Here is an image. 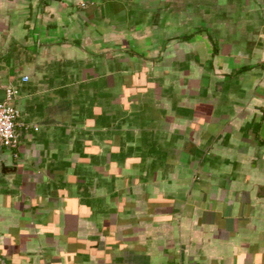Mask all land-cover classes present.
Here are the masks:
<instances>
[{"label":"crops","instance_id":"crops-1","mask_svg":"<svg viewBox=\"0 0 264 264\" xmlns=\"http://www.w3.org/2000/svg\"><path fill=\"white\" fill-rule=\"evenodd\" d=\"M8 85L0 264H264V0H0Z\"/></svg>","mask_w":264,"mask_h":264},{"label":"built area","instance_id":"built-area-1","mask_svg":"<svg viewBox=\"0 0 264 264\" xmlns=\"http://www.w3.org/2000/svg\"><path fill=\"white\" fill-rule=\"evenodd\" d=\"M24 79L26 80L27 77ZM3 89L5 96L0 99V148L15 149L19 142L20 131L29 129L31 125L20 120L19 110L13 104L17 90L10 85ZM32 128L37 129V125H32Z\"/></svg>","mask_w":264,"mask_h":264},{"label":"water","instance_id":"water-1","mask_svg":"<svg viewBox=\"0 0 264 264\" xmlns=\"http://www.w3.org/2000/svg\"><path fill=\"white\" fill-rule=\"evenodd\" d=\"M5 96V90L3 88H0V99L4 98Z\"/></svg>","mask_w":264,"mask_h":264}]
</instances>
